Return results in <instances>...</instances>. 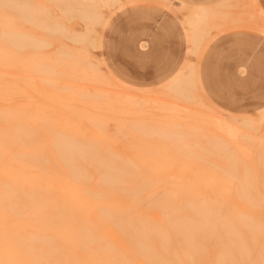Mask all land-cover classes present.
Instances as JSON below:
<instances>
[{"label":"rangeland","instance_id":"obj_1","mask_svg":"<svg viewBox=\"0 0 264 264\" xmlns=\"http://www.w3.org/2000/svg\"><path fill=\"white\" fill-rule=\"evenodd\" d=\"M26 1L30 4H34L36 10L38 9V12L40 11L41 15L38 16V20H47L50 25L56 23V27L57 24H59L58 26H61L59 28L65 29V31L60 30L51 32V30L48 29H38L36 26L39 24L41 25V23H38V25L28 23L26 21L24 23L22 16L18 15L12 10L5 8L4 10L6 12L12 14L11 19L13 21L11 26L14 28V32H17L18 34H30L29 36L32 35L31 37L35 38L36 42H44L45 46H28L30 43L24 41L25 46L17 48L19 50L14 48V51L16 50L15 52L18 53L19 51V57L17 56L18 60H16L20 62L21 65H19L22 66V68L18 65V62H16L15 56L13 60L15 64L13 67L17 69L11 70L6 68L8 67L6 66V69L2 68L0 71L14 75L16 74L17 76L21 77V80H23L22 78L28 75L24 69L27 70V61L29 60H27V57L29 55L31 56V60L36 61L38 56L64 59L65 57L59 54L65 51L74 53L78 52L77 54H79V59L87 58L95 65L78 64L76 62L78 58H71V60L69 58V63L59 64L57 66L62 72L64 70L71 72L77 67L96 66V75L101 81H99V85H96L98 82L92 78H89L88 75H85L87 77L86 78L81 74L78 76L79 79L81 78L80 82L79 79H77V82L79 83H76V81H71V83L81 88L83 87L90 92H95V90H100L101 92L107 91V93L109 92V96L110 94H113V97L111 95L110 98L108 97V99H111L112 97L113 100L116 101L112 104L111 100L106 105L100 102L109 109L112 107L110 111H105L103 109L93 110V108L87 104L83 105L85 106H82L83 108L80 106L81 104H77L71 109H66L65 104H67V102L62 103V101L59 102V100L50 102L48 99H46L48 96H44L46 95L44 91L47 90L48 92V90L50 91L52 88L50 89V87L48 88L47 86L44 87L41 82L37 81V79L40 81L41 78L34 76L36 78V82L39 83L37 84L36 89L25 88L20 80L19 88H17V91H19L15 92V95L8 94L7 96V93H11L8 91L10 89L7 90L8 92L4 90L6 93L4 94L6 96L2 98H4L6 101L0 100V115H10V113L14 114L15 116H11L13 117V122H11L13 125L20 122H27L29 126L21 127V129L31 133L38 132L37 136H33V138H38V140L37 138L35 139L36 142H41L46 135L45 133L50 131H61V133L66 132L68 135H72L73 133L75 137L79 135V137H76L78 141L83 142V144L85 141L86 145H88V142L89 144L92 143V146L95 145V147L101 150V153L104 152L102 155L108 157L106 162L111 164L117 163V165L120 166L119 169H125L133 174V176L131 175L127 177L128 180L132 178H138L139 181H142L141 184L138 185L131 182L123 185L124 187L135 186L137 189L136 191L112 190L108 192L110 195L118 198H125L126 196L131 195L145 198L147 200H145L142 203V206H140L138 209L151 211L152 213L156 214L160 209H151L148 205V201L162 200L165 198V196L171 194L176 195L178 200L181 198L185 200L183 196L187 194V191H185V188H183L181 185V180L194 179L196 177L201 180L209 177L207 176L209 172L206 173L207 175L202 173L198 175L194 171L200 173L206 169L208 170L210 164L213 166L218 164L219 170L223 169V167H228L225 168L228 170L231 168V166H233V169L236 170L237 173H242L247 170V168H249L248 165L246 166V164L253 162L255 164L258 163L255 159L253 160L247 157L248 155L252 157L254 152L252 153V151L247 150L245 152V155L247 156L244 158L242 157V155H244L243 152L241 153V151H236L232 149V147L233 145L236 146L240 144L242 148L250 147L255 143L258 144V140L264 144V138H262L264 136V25L261 24V22L264 23V18L263 15L261 16L257 12L260 10V8L264 10V0H258L257 3L256 0H122L120 4H116L112 7H102L99 4L87 7L82 5L84 0H77V3H73V0H52L53 2L51 0ZM66 2L73 3V5L69 6L66 4ZM58 3H60V5ZM77 5H79V7ZM255 5L256 8H258L256 10L254 7ZM198 6L209 7L208 9L216 8V6H218L217 9L225 14H228V16H226L223 21H219L222 23V27L219 31L212 32L210 36H206L202 40V42H204L199 44V47H201L198 49L197 53V50H195L191 40L187 37V33L185 31V19L191 14L192 10ZM61 9L63 11H61ZM84 9L89 13L96 14L95 17H93V22H87L81 15L80 10ZM249 15H251L253 19ZM53 18H55V20ZM0 19H3V17L0 16ZM50 19H53L54 22H49L51 21ZM247 23L252 25H248ZM86 26H89L91 31L88 32L85 30ZM72 32L74 34L79 33V35L81 33L83 35L85 34L87 38L81 39L83 40L81 42L74 41L72 39ZM25 58L26 62L22 64L21 62L22 60L24 61ZM188 65L192 66L194 70L195 86H192V92L195 97L194 101L178 98L173 93L175 87L178 86L182 80L187 81L191 79L190 75H188ZM19 68L23 69V72H21V70L18 71ZM12 80V78L6 77L5 81L8 82ZM82 80L86 83H84ZM57 81L59 82V80ZM1 89L3 90L4 88ZM23 89H25V92L27 91V96L24 94L25 97L22 96V94H19L20 92L22 93ZM1 94L4 95L2 92ZM58 94L63 93L59 91ZM114 96H116L118 100ZM120 96H123V99H119ZM126 97L127 99H125ZM29 98H31V100L33 99V101L30 102L31 100H29ZM136 98L137 100L138 98L142 99L141 101L143 103L149 100L147 101L148 104H145L146 106L139 105L142 103L140 102V99L136 102L139 104H136ZM154 101L156 103H154ZM152 102L154 104H152ZM123 103L126 105V108ZM134 106L135 110L132 109ZM149 106L151 108H149ZM119 107L121 108L119 109ZM127 107H130V109H127ZM39 108L40 110H38ZM143 108L149 112H145V109L143 110ZM173 108L175 110L178 108V110L173 111ZM4 109H6V111H3ZM118 109L121 110L120 113ZM150 109H152V112ZM137 110L138 112L140 110V112H136ZM146 113L147 115H145ZM185 113L186 116H184ZM39 115H41V117L37 118ZM68 116H72V120H68ZM211 118L214 119L213 122V119L211 120ZM217 118H219V121H229V123L232 121V125L234 126L239 122L253 120L256 122V127L253 130L254 132L252 130L246 131L247 129L243 130L242 127L245 129V125H240V128V123L237 127L242 132L246 131L253 136L255 135L257 142L252 144V142L242 140L240 135L237 134L234 138L235 145L233 141H231L227 135L221 131L220 128H216L214 126L213 123ZM234 121L236 122L235 124L233 123ZM61 122H71L73 125L63 124V127L61 126V128L54 127L55 124H59ZM139 122L141 124L143 123V126L147 127L155 126V128H160L165 126L168 132L174 130L179 132V130L182 129L180 130L182 137L180 136L181 138L176 139V136H172L173 138H171L170 134L172 132H165V134H162L161 131L160 133L162 136H159L160 133L157 134V130L155 133L150 134L148 132H153V129L155 128L152 130L150 128H145V130L143 127L142 131L140 129L141 127L139 126ZM176 122L178 125L180 124V127L177 125L178 129H171L172 127L170 126H172V124L175 126ZM194 122L196 123L194 124ZM200 122L201 124H199ZM259 122H261L260 125L257 124ZM182 123H184V125ZM134 125L136 126L134 127ZM6 126L5 120L1 119L0 116V130H4V127ZM194 126L197 127L195 128ZM134 128L140 129V132L138 133V129H135L137 130L135 131ZM160 130L163 129L160 128ZM141 131L144 133L141 134ZM196 131L197 133L195 134L194 132ZM197 135L200 136L198 137ZM167 137L169 139H167ZM213 137L215 139L219 138L217 140L218 145L216 140L214 143ZM222 140L226 141L225 145ZM34 142V145L31 144L33 147H35L36 143ZM190 143L192 144L190 145ZM211 143L213 144V147L210 146ZM220 143L225 146H222L224 149L219 146ZM42 144L43 143H39L36 144V146L39 147L42 146ZM214 144L217 146H214ZM50 145L51 144H48V147L45 148V154L49 158L48 161H50L46 165V169L52 173L53 163L51 161L54 160V151L52 148H50ZM199 146L204 148L206 147L205 149L209 147L211 149H220L218 150L219 152L217 150L215 151V149L210 152V148L208 152H200L201 150L198 149ZM15 147H18V144H15ZM260 150L261 149L258 147L254 153V156L261 154L259 152ZM220 151L223 152L221 153ZM228 152L235 153L234 155L237 158H234L235 160L233 159V161L232 159L227 160L226 156H229L227 154ZM218 154L221 158H223L220 159ZM190 155L191 158H189ZM193 155H196V157L197 155H202V157L200 156L201 158H203L204 155L206 158L195 159L196 157L193 158ZM214 157L217 158L215 159ZM258 161L260 162V160ZM237 163L242 169L238 170L237 167H234L237 165ZM185 165H189V171H191L189 174H185L186 176L181 172L183 166ZM160 168L163 169L164 173L159 174L158 169ZM214 168L211 166L212 170H214ZM84 171L90 176L92 181L91 187L93 191L88 192V194H101V192L96 190V187L93 184L97 178L95 169L93 167H87L84 168ZM220 171L219 173H221ZM256 171L257 174L259 172L264 175V169H262L260 166L256 169ZM215 174H217V171ZM257 174L251 178L257 179L258 177V180H261L263 177L262 185L261 183L254 184L260 190L264 184V176L261 174L257 176ZM135 175L138 176L134 178ZM237 176L238 175H236V177ZM220 177L218 180H220ZM45 178H56V176L46 175ZM210 178L216 180L215 177ZM238 178H241V174ZM211 179H207V181ZM200 184L201 187H204H199L202 190L201 192L204 195L206 194V196L209 198L208 205H210V201H214L215 198L218 199V195L216 196L215 194L222 195V199L226 200L227 207H224L225 209L220 207L221 213L223 212L222 210H225L226 213L223 212V214L227 215L232 210L230 214L233 216V213H235L234 216H237L238 213H241L242 211L247 214V211H249V209L251 210L250 207L246 208L247 206L244 207L243 210L242 202L238 197H236L237 194H239V191L237 192L236 190L235 196L233 193L234 191H230L231 188H229V186L228 188L225 187L224 190H222L223 188L219 189L220 187L217 186L218 190L222 191L221 193H214L213 190L217 187H214L213 185L216 183L210 187H208L209 184H206V182H200ZM260 192V194L264 195V191ZM149 196H151V198H147ZM216 201L217 200L214 201L215 204H211L212 208L214 205H216ZM261 205L263 207H261ZM212 208H210L211 211ZM214 209L216 208L214 207ZM254 210L259 211L255 213ZM253 211L255 214L252 215V217L256 219L257 214H260L258 217L263 218H257L256 220L261 219L259 224L263 225L262 227H264V223L261 224V222L264 221V202L260 204V206H257V209L256 207L255 209L253 208L250 213L253 214ZM244 212H242V214ZM221 213L220 215L222 216L223 214ZM250 213H248L249 216ZM233 218L234 217H230V220H234ZM226 219H229L228 216ZM254 223L257 224L256 221H254ZM234 224L236 225L235 222L233 225ZM237 226H239V224ZM247 235L249 234L247 233ZM257 242L258 241H256V243ZM259 242H261V240H259ZM242 264H251V262H243Z\"/></svg>","mask_w":264,"mask_h":264},{"label":"bare ground","instance_id":"obj_2","mask_svg":"<svg viewBox=\"0 0 264 264\" xmlns=\"http://www.w3.org/2000/svg\"><path fill=\"white\" fill-rule=\"evenodd\" d=\"M121 1L122 0H84V3H82V5L89 7L91 5L99 4L102 7H112L116 4H120ZM72 2L77 3V0H73ZM73 3L66 2V4H68L69 6L73 5ZM58 4L60 5V3ZM77 6L79 7V5ZM254 7L255 10L258 9L256 8V5ZM5 8L12 10L13 12L22 16V18L24 19V23L25 21L28 23H33L35 25L41 23V25L39 24L38 26H36V28L38 27V29H48L51 30V32L60 30L65 31V29L59 28L61 27L58 26L59 24H57L56 27V23H53L55 18H53L54 20L50 19L51 21H49H53V24L51 23L52 25H50L47 20H38V16L41 15L40 11L38 12V9L36 10L34 4H30L26 0H0V16L3 17V19H0V69H17L13 67V65L15 64L13 60L15 56V60L17 59V56L19 57V51L18 53L15 52L16 50L14 51V48L17 49L21 48V46H25L24 41L30 43L28 44V46H45L44 42H36L35 38L31 37L32 35L29 36L30 34H18L17 32H14V28H12L11 26V23L13 21L11 19L12 14L6 12L4 10ZM61 11L63 10L61 9ZM257 12L259 15H263L264 18V13L261 10H258ZM80 13L87 22L94 21L93 17H95V13H89L85 9L80 10ZM219 16L225 18L227 15H223L221 13ZM197 19L198 21L201 20L200 17H197ZM261 24L264 25L263 22H261ZM248 25L252 24L249 23ZM85 30H87L88 32L91 31L89 26H86ZM86 38L87 36L85 34L83 35L82 33L80 35L79 33H73L72 35V39L74 41L81 42L83 41L81 39ZM201 42L202 41H198L193 45L195 50H197V53L198 49L201 47H199V44ZM77 53L65 51L59 54L67 59L38 56V59L36 61L31 60V56L27 55V60H29L27 61V70L24 69V71L28 75L22 78L24 81L21 80V77L17 76L16 74L14 75L11 73L0 71V94L1 92L4 94V90L7 91L8 89H10L8 91H10L11 93H5L7 96L8 94L13 95L15 92H18L19 90L17 91V88H19L20 80L25 88L36 89L37 84L39 83L36 82V78L34 76H38L41 78H39L40 81L37 79L38 82H41L44 87L47 86L48 88L50 87V89L52 88V90H48V92L47 90L44 91L46 95L41 93L44 96H48L46 99H48V101L50 102L57 100H59V102L62 101V103L67 102L68 105L65 104L66 109H71L77 104H81V107L87 104L88 106H91L93 110L103 109L105 111H110L112 109L111 106L113 105L110 106L111 109L104 105H106L111 100L112 104L116 101H114L112 98L113 94H110V96L112 95V97L111 99H108V97L110 98V96L108 94L109 92L107 93V91L101 92L98 89L99 91L95 90V92H90L83 87L81 88L71 83V81H76V83H79L81 78L79 79L78 76L81 74L84 76L88 75L89 78H92L98 82L96 83V85H99L100 79L96 75V66L77 67L71 72H67L65 70L62 72L61 69L57 66L59 64L69 63L71 58H78L79 54ZM17 60L16 62H18L19 65L20 62ZM24 62H26V58L24 61L22 60L21 63L24 64ZM76 62L78 64L95 65L91 60H88L87 58H78ZM20 67L22 68V66ZM188 67V75H190L191 79L187 81L182 80L180 84L175 87L173 93L178 98L194 101L195 97L192 92V86H195L194 70L192 66L188 65ZM21 68H19L18 71L21 70V72H23V69ZM6 77H10L13 80L6 82ZM77 79H79V82H77ZM57 80H59V82ZM1 88L4 89L2 90ZM23 91L22 93H19L22 94V96L27 93V91L25 92V89H23ZM59 91H61L63 94H58ZM5 94H1L0 100L6 101L4 98H2L6 96ZM120 97L119 99H123V96ZM116 99L118 100L117 97ZM125 99H127V97ZM139 99L140 98H138V100ZM29 100H31V98H29ZM138 100L136 98V101L134 100L135 103ZM141 100L142 99H140V102H142ZM32 101L33 99L30 102ZM147 101H145V103L142 102L143 104H136L144 106L145 104H148ZM100 102L104 105H102ZM154 103L156 102L154 101ZM154 103L152 102V104ZM120 108L121 107H119V109ZM149 108L151 107L149 106ZM127 109H130V107H127ZM132 109L135 110V106ZM144 109L145 108H143V110ZM152 109H150L151 112ZM38 110H40V108ZM172 110L174 111L175 109L173 108ZM3 111H6V109H4ZM120 111L121 110H119V113ZM146 111L148 110L145 109V112ZM136 112H138V110ZM145 115H147V113ZM0 116L1 119L5 120V123L7 125L6 127H4V130H0V264H239V262L240 264H242L243 262H251V264H264V244H261L264 243V227H262L263 225L259 224L261 219L256 220L257 218L262 217H258L260 216V214H257L256 219L252 217V215L260 210L259 207V210H254L255 213L254 211L253 214L250 213L253 208L255 209L256 207L257 209V206H260V204L264 202V195L260 194V191H264V184L263 187L261 186L262 189L260 190L254 185L255 183H261L262 185L263 177L261 178V180H258V177L257 179L251 178L252 176L257 174L256 169L259 166L264 169V144L263 142L261 143L260 140H258V144H253L254 142H257L255 135L253 136L252 134L246 132L248 130L253 131L256 127V122H254L253 120L239 122L240 124L236 123L235 121L233 122L234 124L236 123V127L238 126V124L240 128V125H245V129L242 127L243 130L247 129L244 132H242L238 127L236 128L234 125H232V121L229 123V121H219V118H217L215 121L216 123L214 122L213 124L216 128H220L221 131L226 134L234 144V138L237 134L240 135V138L242 140L252 142L254 146L252 145L246 148H242L240 146L241 144H235L236 146H234L232 143V149L241 151V153L243 152L244 155H242V157L245 158V156H247L245 155V152L247 150L255 153L256 149H258L259 147V149H261L259 151L261 154L254 156L253 153L252 157H250L249 155L247 156L253 160L255 159L258 162L257 164H255L254 162L246 164V166L248 165L249 168H247V170L242 173H237V171L233 169V166H231V168L228 170L225 169L228 167H223V169H220V171L218 168V164H216L215 166L210 164V167L208 168L209 171L207 169V171H201L200 169V173L194 171L198 175L201 173L207 175L206 173L209 172L207 175L209 177L201 180L197 177L194 179L181 180V185L183 186V188H185V191H187V194L183 196L185 200H183V198L178 200L176 195L171 194L165 196V198H163L162 200L148 201V205L151 209H160L156 214H154L151 211L138 209L140 206H142V203L147 200L145 198L133 195L126 196L125 198H118L108 193L112 190L136 191L137 189L135 186L124 187L123 185L130 182L138 185L141 184L142 181H139L138 178H132L128 180L127 177L131 175L133 176V174L125 169H119L120 166L117 165V163L111 164L109 162H106L108 160V157L102 155V153L104 152L101 153V150L95 147L94 144V146H92V143L89 144L88 142V145H86L85 141L83 144V142H80L76 139V137H79V135L75 137L73 133L72 135H68V133L65 132V134L63 132V134L61 133V131L47 132L45 133L46 135L41 142H36L35 139L37 137L33 138V136H37L38 132L31 133L21 129V127L29 126L27 122H20L13 125V123L11 124V122H13V117L11 116H15L14 114L10 113V115ZM184 116H186V113ZM40 117L41 115L37 116V118ZM67 119L72 120V116H68ZM212 119L213 118H211V120ZM213 121L214 119L212 120V122ZM201 122L199 124H201ZM195 123L196 122H194V124ZM260 123L261 122L257 124L260 125ZM63 124L73 125V123L71 124V122H61L59 124H55L54 127L61 128ZM182 124L184 125V123ZM143 125V123L139 124L142 131L143 127L144 129L150 128L151 130L155 128V126L147 127ZM177 125L178 124L176 122L175 126L174 124H172V126L170 127H172L171 129H178V126L180 127V124L178 126ZM135 126L136 125H134V127ZM160 128L164 131L160 130ZM160 128L156 127L155 129H153V132L149 131L148 133L152 134L157 130V134L160 133V131L162 134H165V132H172L170 134L171 138H173L174 136H176V139L182 137V133L180 132V130L182 129H180L179 132H177L176 130L168 132L165 126H162ZM135 129L138 128H134V130ZM140 129H138V133L140 132ZM142 131L141 134L144 133ZM161 133L159 134V136L161 135ZM194 133L196 134L197 131ZM262 138H264V136ZM167 139L169 138L167 137ZM218 139L219 138H214V143L215 140L217 142ZM33 142L35 143V147L31 146V144L34 145ZM223 142L225 145L226 141ZM39 143L43 144L42 146L37 147L36 144ZM212 143L210 144L211 147H213ZM221 143L219 146L224 149L223 147L225 146ZM15 144H18V147H15ZM48 144H51L50 148H52L54 151V160L51 161L53 163L52 173H50L46 169V165L50 162L48 161L49 158L45 154V148L48 147ZM191 144L192 143H190V145ZM215 145L216 144H214V146ZM199 147L198 149L201 150L200 152H208L210 148L209 147L205 149L206 147H200L202 148L200 149ZM213 149L215 148H210L209 151L211 152L213 151ZM219 149H215V151H218ZM230 152L227 153L229 156H226V158L227 160L232 159L233 161V159L237 157H235V153ZM193 156V158L196 157V155ZM200 156L202 157V155H197L198 158L196 157L195 159L206 158V156L204 157V155L203 158H201ZM218 156L220 159L223 158H221L219 154ZM189 158H191V155ZM214 158L216 159L217 157ZM258 160H260V162ZM238 165L239 164L237 163V165L234 167H237L238 170L242 169L240 168V165L238 168ZM211 166L213 168L215 167L214 170L211 169ZM87 167H93L95 169L97 178L93 182V184L96 187V190L101 192V194H88V192L93 191V189L91 187V178L84 171V168ZM189 167V165L183 166L181 172L184 175L189 174L191 172L189 171ZM218 170L223 174L219 173ZM216 171L217 174H215ZM158 172L159 174L164 173L163 169L161 168L158 169ZM240 174L241 178L239 179L238 177ZM259 174L262 175V173L258 172L257 176ZM46 175H53L56 176V178L46 179ZM236 175L238 176L236 177ZM137 176L135 175L134 178H136ZM210 177H215L216 180H213ZM219 177L220 180H218ZM207 179L211 180L207 181ZM200 182H206V184H209L208 187L216 183L213 186H218L220 187L219 189L223 188L222 190H224L225 187L228 188L229 186V188H231L230 191H234V195L236 190L237 192L239 191L240 195L236 193L237 196H235L238 197L242 202L243 210L246 206V208H251V210L249 209V211H247L248 213H250L251 217L247 212V214H245L244 211H242L244 212V215L241 212L238 213L237 216H234L235 213H233V216L232 214H230L232 210L227 215L223 214L225 210H222L223 212L221 213L220 207H222V209H225L227 207V204L226 200L222 199L223 196L220 194H215L216 196L218 195V199H214V201L217 200L216 205L218 207L214 205L212 208L211 204L213 205L215 204V202L210 201V205H208L209 198L206 196V194L204 195L201 192V188L204 187L200 186ZM218 187L214 188V193H221L222 190H218ZM147 198H151V196ZM221 202H224L226 205L224 203L223 205ZM214 207L216 209H214ZM261 207L263 206L261 205ZM210 208H212V211ZM220 213L224 216H221ZM229 215L231 218L234 217V220H230ZM227 216L229 219H226ZM254 221H256L257 224L254 223ZM234 222L236 223V225H233ZM263 223L264 221L261 222V224ZM238 224L239 226H237ZM247 233L249 235H247ZM259 240H261V242H259ZM256 241H258L259 243H256Z\"/></svg>","mask_w":264,"mask_h":264},{"label":"crops","instance_id":"obj_3","mask_svg":"<svg viewBox=\"0 0 264 264\" xmlns=\"http://www.w3.org/2000/svg\"><path fill=\"white\" fill-rule=\"evenodd\" d=\"M257 1L258 0H256V3ZM217 7L218 6H216V8L208 9L209 7L198 6L186 17L185 31L193 45L198 41H202L206 36H210L212 32L219 31L222 27V23L219 21H223L224 17H220L219 15L222 13L223 15L228 16V14L218 10ZM260 10L264 13V10L261 8ZM197 17H200L201 20L198 21Z\"/></svg>","mask_w":264,"mask_h":264}]
</instances>
